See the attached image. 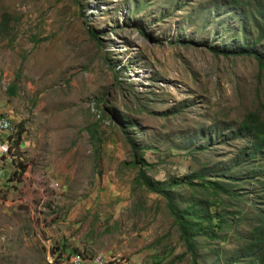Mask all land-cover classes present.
Wrapping results in <instances>:
<instances>
[{"label": "rangeland", "instance_id": "obj_1", "mask_svg": "<svg viewBox=\"0 0 264 264\" xmlns=\"http://www.w3.org/2000/svg\"><path fill=\"white\" fill-rule=\"evenodd\" d=\"M241 1L0 0V119L10 140L20 132L19 157L0 152V166H24L0 179V264H219L217 248H237L255 214L247 197L173 189L179 209L228 218L192 257L134 161L154 181L202 168L220 180L243 147L222 137L250 112L264 118L255 58L211 51L255 41L250 16L233 10ZM214 128L223 136L206 138Z\"/></svg>", "mask_w": 264, "mask_h": 264}, {"label": "trees", "instance_id": "obj_2", "mask_svg": "<svg viewBox=\"0 0 264 264\" xmlns=\"http://www.w3.org/2000/svg\"><path fill=\"white\" fill-rule=\"evenodd\" d=\"M234 1L237 2V0ZM234 7L237 9L233 10L242 18L248 19L250 16L256 30L255 41L248 46L240 44L233 48L213 47L211 51L216 55L223 56H252L257 61L260 71L264 72V0H254L253 2L244 0ZM249 8H253L252 13L249 12ZM88 32L94 39H98L92 31ZM257 46L259 49L255 50ZM223 131L224 129L214 128L213 132H206L205 136L211 140V138L223 136ZM229 132L232 133L224 135L222 140L224 142L240 140L243 142V147L236 151L227 164L222 165L220 169L222 179L209 181L208 170L202 168L187 176L185 180L154 181L147 176L144 162L135 160L134 164L140 165L136 180L150 193L165 199L166 207L178 229L179 239L192 257L199 245L197 238L216 239L217 232L228 227V218L224 214L215 216L208 208L202 206L197 209L196 204L179 209L175 203L173 189L183 186L200 187L215 198L217 204H223L224 200L231 203L242 202L247 197V201L255 211L254 215L248 217V221L253 222L249 233L246 235L236 234V241L238 240L236 249L226 252L223 247H219L213 252V256L219 264H264V118L257 111L250 112L244 116L237 129ZM19 135L20 132L17 133L16 140ZM205 148V146L200 147L198 151H203ZM21 171L24 172V166H21ZM209 171L212 173V169ZM213 176L211 175V177ZM194 180L199 181L195 183ZM238 182H244L248 187L238 189L236 188ZM225 210L223 208V212ZM242 214V210L238 209L236 219L242 220Z\"/></svg>", "mask_w": 264, "mask_h": 264}, {"label": "built area", "instance_id": "obj_3", "mask_svg": "<svg viewBox=\"0 0 264 264\" xmlns=\"http://www.w3.org/2000/svg\"><path fill=\"white\" fill-rule=\"evenodd\" d=\"M8 127L9 125L1 124L0 119V152L6 158V155H16L19 157V149H20V142L19 137L17 140H10L8 139ZM23 159L20 158V163H22ZM21 166H0V179H8L12 176L17 175L20 173ZM67 257H72L67 255Z\"/></svg>", "mask_w": 264, "mask_h": 264}, {"label": "bare ground", "instance_id": "obj_4", "mask_svg": "<svg viewBox=\"0 0 264 264\" xmlns=\"http://www.w3.org/2000/svg\"><path fill=\"white\" fill-rule=\"evenodd\" d=\"M1 124H3V125H9V127H8V139H9V129L11 128V123L8 121V120H6V119H1ZM15 138H16V134H15ZM6 158H7V155H6ZM17 161L15 162V164L14 165H9V166H20V163H19V158L18 159H16ZM2 166H8L7 164H5V163H3L2 164ZM82 254V253H81ZM82 255H84V254H82ZM85 256V255H84ZM93 257H95V256H93ZM72 257H70L68 260H70ZM74 258V257H73ZM89 258H92V257H89ZM96 263L97 264H103V260L102 259H98L97 261H96Z\"/></svg>", "mask_w": 264, "mask_h": 264}]
</instances>
